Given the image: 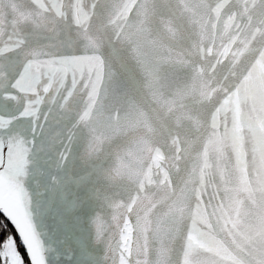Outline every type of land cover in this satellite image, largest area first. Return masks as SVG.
Listing matches in <instances>:
<instances>
[{"label": "clouds", "instance_id": "clouds-1", "mask_svg": "<svg viewBox=\"0 0 264 264\" xmlns=\"http://www.w3.org/2000/svg\"><path fill=\"white\" fill-rule=\"evenodd\" d=\"M162 15L144 0H122L98 5L90 20L94 44L81 47L104 61L111 81L85 125L93 154L111 157L116 175L110 178L123 188L121 213L135 219L149 243L150 264H264V25L254 38L249 16L215 0L183 12L173 31L160 26ZM9 46L23 72L32 64L29 44ZM237 93L251 126L239 151L230 132L212 125L223 101ZM221 135L225 155L217 164ZM178 143L184 159L170 171L173 181L154 175L148 183L153 154L170 158ZM205 149L213 167L202 179Z\"/></svg>", "mask_w": 264, "mask_h": 264}, {"label": "water", "instance_id": "water-1", "mask_svg": "<svg viewBox=\"0 0 264 264\" xmlns=\"http://www.w3.org/2000/svg\"><path fill=\"white\" fill-rule=\"evenodd\" d=\"M121 2L0 0V214L16 231L30 264H150L152 259L135 219L121 213L123 188L110 178L116 175L108 167L111 157L95 158L85 129L111 81L110 68L81 43L94 44L88 27L97 6ZM210 2L144 0L164 14L158 23L168 31L183 23V12ZM215 3L249 16V26L256 25L254 38L259 36L264 0ZM233 19L228 18L227 24L231 26ZM11 41L29 44L32 64L23 72L22 58L14 55ZM259 70L264 73V65ZM61 71L62 79L56 76ZM86 77L92 78L87 84ZM114 79L113 86H118L119 79ZM243 117L237 93L223 101L212 122L218 133L230 132L237 151L243 147L245 128L251 130ZM260 128L264 131V123ZM216 153L219 164L225 155L223 135ZM183 159L180 143L170 158L157 150L148 183L154 175L161 183H171L170 171L178 169ZM212 167L205 149L199 169L202 179ZM224 259L231 261L229 256Z\"/></svg>", "mask_w": 264, "mask_h": 264}, {"label": "trees", "instance_id": "trees-1", "mask_svg": "<svg viewBox=\"0 0 264 264\" xmlns=\"http://www.w3.org/2000/svg\"><path fill=\"white\" fill-rule=\"evenodd\" d=\"M11 236H13V238L17 243V247L23 258L24 264H30L19 236L17 235L16 231L11 227L10 223L1 214H0V264H5L1 255L2 246L4 242Z\"/></svg>", "mask_w": 264, "mask_h": 264}, {"label": "rangeland", "instance_id": "rangeland-1", "mask_svg": "<svg viewBox=\"0 0 264 264\" xmlns=\"http://www.w3.org/2000/svg\"><path fill=\"white\" fill-rule=\"evenodd\" d=\"M1 255L5 264H24L23 258L18 250L17 243L13 236L9 237L4 242Z\"/></svg>", "mask_w": 264, "mask_h": 264}]
</instances>
